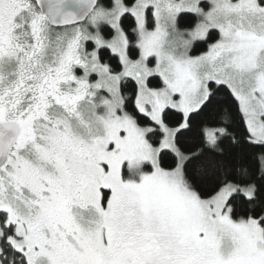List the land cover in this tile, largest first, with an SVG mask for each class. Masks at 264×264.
Segmentation results:
<instances>
[{
    "label": "snow or ice",
    "instance_id": "obj_1",
    "mask_svg": "<svg viewBox=\"0 0 264 264\" xmlns=\"http://www.w3.org/2000/svg\"><path fill=\"white\" fill-rule=\"evenodd\" d=\"M0 264H264V0H0Z\"/></svg>",
    "mask_w": 264,
    "mask_h": 264
}]
</instances>
